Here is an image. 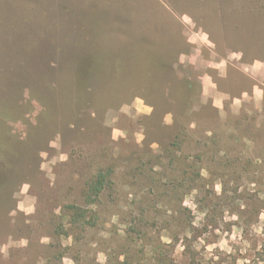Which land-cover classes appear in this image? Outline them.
<instances>
[{"label": "rangeland", "instance_id": "1", "mask_svg": "<svg viewBox=\"0 0 264 264\" xmlns=\"http://www.w3.org/2000/svg\"><path fill=\"white\" fill-rule=\"evenodd\" d=\"M250 3L258 9L264 0L163 3L212 17L215 32L207 37L213 46L201 40L196 46L200 53L208 46L215 58L226 55L233 63L228 81L210 73L234 94L252 89L254 81L264 88V69L247 72L254 81L240 72L256 62L239 64L244 49L248 58L264 63L259 41L251 46L244 31L252 29L245 26ZM147 5L140 0H0V248L10 245L7 257L0 251V264H64L65 259L101 264L100 253L107 258L104 264H119L127 253L131 264H160L155 247L170 240L172 246L162 249L168 256L175 250L179 258L183 243L171 237L190 223L188 237L199 239L197 250L206 259L264 264V231H257L264 229V97L258 100L253 91L238 109L227 101L221 111L199 93L202 70L184 65L165 76L162 61L146 58L162 52L151 51L149 40L129 33L124 23L128 15L147 11ZM254 35L258 40L260 34ZM170 53L174 59L175 51ZM234 53L241 58L230 59ZM170 73L178 85L173 93L162 80ZM180 73L192 78V88ZM187 96L196 111L203 104L201 114L184 116ZM137 98L153 109L151 114L137 112ZM125 106L128 112H122ZM169 114L171 124L165 122ZM114 129L126 135L114 140ZM209 129L215 135L209 136ZM137 134L144 136L141 143ZM178 134L182 149L171 164L167 149ZM58 136L59 149L51 146ZM59 155H67V161L51 165ZM44 163L51 172L41 170ZM101 169H112L114 185L98 206H87L95 225L76 229L67 206L86 208L85 184ZM198 173L204 180L197 179L198 188L190 191L181 179ZM152 178L160 179L156 187ZM25 184L30 186L26 195ZM28 197L36 199L31 215L18 207ZM236 230L240 234L233 241ZM44 237L51 242L41 243ZM22 240L28 241L26 247ZM245 241L250 248L242 252ZM222 242L232 254L219 247Z\"/></svg>", "mask_w": 264, "mask_h": 264}, {"label": "crops", "instance_id": "2", "mask_svg": "<svg viewBox=\"0 0 264 264\" xmlns=\"http://www.w3.org/2000/svg\"><path fill=\"white\" fill-rule=\"evenodd\" d=\"M140 1H146L148 2L147 5V11H139V14L128 15V18L125 19L126 27L128 28L129 33L141 35V38L144 36L146 39H148V43L151 45L150 50L154 52H162L164 63L163 65H169V66H175V67H183L184 65L193 66L195 69L202 70L201 74L197 76L198 84H199V93H201V97L205 99L206 101H210L212 105L214 106L215 100L219 98L220 96H226L227 99L223 100V105L227 103V101H230V104H235V101L239 99L242 101L244 98V93H247L248 95H252L253 88L259 87L262 91H264V88L260 87L259 84L253 79L252 75L247 73L244 68L243 71L240 70V72L253 80L252 83V89L250 88H244L241 89L238 94H234L233 91L230 89H225L220 85V81H228L230 80V72L233 67V63L228 59V57L225 55L222 58H215L212 55V49H210L208 46L205 50V52H199V46H196V44H193L190 42L189 33L190 34H196L199 35L201 32L210 35L213 32H215V26H212L211 23L213 22L212 17L207 13H198L197 11L189 12L182 11L181 9H178V11L175 8H170L166 4H163L170 0H140ZM261 9H264V5H260ZM259 15H255L254 18L259 19L257 21V24L261 26L262 21V14L264 18V13L262 11H258ZM184 16H187L191 18V20L194 22L193 27H189L185 21L183 20ZM246 27H252V17H247L246 15ZM212 26V27H211ZM264 26V25H263ZM249 31V32H248ZM245 29L246 34H250V41L251 46L258 45V41L260 43L259 50L261 52H264V38L262 37V32L260 29V37L257 40L253 29L248 30ZM186 33L188 35H186ZM203 46L206 44L201 41ZM248 39L244 42L245 47L247 44ZM252 43H254L252 45ZM189 46V47H188ZM203 49V47H202ZM172 51H175L174 59L171 58ZM204 51V50H203ZM204 54V55H203ZM248 54V51L244 49L243 56L244 59L239 61L240 65H248L252 64L253 62L259 60L256 58L257 56H254V58H248L246 56ZM141 56V55H139ZM187 56V57H196V62L192 63L190 61H186L185 63H181V57ZM261 59V58H260ZM225 62L226 67L223 69H218L214 67H210L211 64H219L221 62ZM263 61V60H260ZM176 70V69H175ZM181 71V70H180ZM210 71H214L216 73L217 79L220 81H217L210 73ZM166 72V71H165ZM182 76L180 79L190 82L192 78L187 77V74H181ZM264 75V74H263ZM258 76V75H257ZM205 77H209L211 79V84L215 85V88L211 86L205 80ZM168 82L169 84L173 82L171 78H168L165 80V83ZM176 83V80L174 81ZM207 87V96L205 95V88ZM159 89L154 90V92H158ZM163 91V90H162ZM165 92V91H164ZM160 93V91L158 92ZM215 107V106H214ZM216 108V107H215ZM218 109V108H217ZM220 110V109H218Z\"/></svg>", "mask_w": 264, "mask_h": 264}, {"label": "trees", "instance_id": "3", "mask_svg": "<svg viewBox=\"0 0 264 264\" xmlns=\"http://www.w3.org/2000/svg\"><path fill=\"white\" fill-rule=\"evenodd\" d=\"M261 1V0H260ZM245 9H246V13H247V17H252V29L254 34H259L260 29L262 32V36L264 38V18H263V14H262V21H261V26L259 24H257V21L259 19L254 18L255 15H259L258 14V10L262 11L263 10L261 8L256 9V7L254 5H252L250 3V5H245ZM235 28H236V24H235ZM245 31V30H244ZM230 32V31H229ZM232 32V31H231ZM234 33L236 31H233ZM144 57V55H143ZM146 58H151L149 60H152L155 63H159V65L161 64L160 61H162V65L161 67H165L166 69V74H168V72L171 71L175 72V66H169V65H163L164 63V57L163 55H155V57L153 56H146ZM171 73H170V77H171ZM169 75V74H168ZM168 78L164 77V83L165 80H167ZM173 80V79H172ZM186 83L188 84V88H192V82H188L186 81ZM177 83L171 82L170 84L168 82L165 83V89L166 92L168 93H173L174 89L177 87ZM201 95V93H200ZM172 98V96H171ZM174 98V97H173ZM172 98V99H173ZM183 105H186V111L184 112V116L186 117V113L192 115L191 113H197L199 112V114L202 113V108L204 107L203 104L199 107V110H195L194 108L191 107L190 104V97L187 96L186 98L182 99ZM156 109V108H155ZM155 111V110H154ZM171 111L166 110V113H170ZM217 113V111H216ZM218 114V113H217ZM191 130H188V132H190ZM211 132L212 135H215V133H213L212 130H207V133ZM180 134L176 135L174 138V141L171 142V144L169 145V149H167L168 151V156L170 157V163H174L175 158H176V154L178 152H181L182 149V145H181V138H180ZM215 139V137H213ZM218 138V136H217ZM201 157H198V160H200ZM113 171L112 169H108V170H103L101 169L98 173H96L93 177H91L85 184V188L83 191V197H84V202L86 204V208L82 209V208H78L75 205H69L67 206V208L69 210L73 211V221H70L71 226L75 227L76 229H81V230H85L88 227H92L95 225V221H89L92 219V214L88 217L87 216V206L88 205H94L95 207L98 206L100 204V202L102 201V198L104 197V193L106 192V190H108V188L111 189L112 185H114V180H113ZM197 179L203 181L204 178L202 177L201 173L198 174H194V175H188L184 176L181 179V182L185 183V187L190 188L189 190H196L198 188V181ZM175 180H172V182H174ZM152 182L153 184H155V187L157 186V184L160 182L157 181L156 178H152ZM176 182V181H175ZM174 183H171V185H173L174 187ZM176 188H179V186L177 187V185L175 184ZM199 188L202 189V187L199 185ZM186 211H188L187 209H184ZM190 212V211H189ZM188 212V213H189ZM191 214H189L190 216ZM190 229H191V223L188 225H185V229L182 231L184 232L182 233H178L176 232L175 234L172 235L171 240L172 242L175 243H179L182 242L183 243V251L180 254V257H183L184 259L179 260L180 257H176L175 256V250L172 251V253L169 254V251H166L164 249H162L164 246L165 248H170L172 245L170 244H164L163 247L162 245L155 247V249L157 250L155 256H156V261L159 262L160 264H219L218 262H214V259H206V257L204 255H201L198 250H197V244L199 242V239H190L188 236L190 234ZM177 246V245H176ZM165 251V252H164ZM126 259L123 262H120L119 264H131L130 260L128 259L129 254H125ZM208 261V262H207Z\"/></svg>", "mask_w": 264, "mask_h": 264}, {"label": "clouds", "instance_id": "4", "mask_svg": "<svg viewBox=\"0 0 264 264\" xmlns=\"http://www.w3.org/2000/svg\"><path fill=\"white\" fill-rule=\"evenodd\" d=\"M183 19H184L185 22L191 24V20L187 16H184ZM186 35H188V34L186 33ZM189 38H190V42L193 43V44H196L198 40H201L204 43L209 44L210 47L213 46V45H211L209 43L207 35L204 34V33H202V32H201V34L199 36H197L196 34H192ZM241 55L242 54H235L234 53L233 56L230 57V59L231 58L240 59L241 58ZM186 61H190L192 63H195L196 62V57H191L190 58V57H187V56H182L181 57V63H185ZM210 67H214V68H218V69H223V68L226 67V64H225V62L222 61L219 64H211ZM261 69H264V63H261L259 60H257L254 63V65L251 67V69H249L248 66H245V68H244V70L246 72L249 71V70H251L254 73H259ZM204 79L207 80V82L209 84H211V79L209 77H205ZM211 86L213 88H215V85L214 84H211ZM253 91H254V93H255V95H256V97H257L258 100L260 98L264 97V91H262L259 87H254V90ZM207 92H208V90H207V87H206L205 88V95L206 96H207ZM244 98L245 99L248 98V94L247 93H244ZM225 99H227L226 96H220L219 98H217L215 100L214 106L216 108H218V109H221V111H223V103L222 102ZM240 105H241V101L239 99H237L235 101V104H234V109H238L240 107ZM136 106H137V112L138 113L151 114V112L153 111L152 108L146 107L144 105V102L141 99H139V98H137V100H136ZM128 111H129V109H128L127 106H125V107L122 108V112H128ZM115 122H116L115 120L106 121V123H107L108 126H110L111 123H115ZM165 122L167 124H171L172 123L171 114H169V116L166 117V121ZM191 127L192 128H195L196 127L195 123H193L191 125ZM125 135H126L125 133L119 131L118 129H114V131H113V139L114 140H118L120 137L125 136ZM208 135L211 136L212 133L209 132ZM143 140H144V136L141 135V134H137V143H141ZM59 141H60V137L58 136L57 139H56V141L53 142L51 144V146L53 148L59 149V147H60ZM152 148L154 150L155 149H158L159 148V145H157V144L154 143L152 145ZM40 155L45 160L47 159V155H48L47 153H43L42 152ZM67 159H68L67 155H59L58 157H56L55 159H53L50 164L51 165H55L57 163V160L63 162V161H67ZM45 169H47L49 172H51L50 165L48 163H44V164L41 165V170H45ZM202 174L205 175V176L207 175L206 172H204ZM29 188H30V186L28 184H25L23 186V192H24L25 195L28 193ZM216 190H217L218 193L220 192L221 188H220V185L219 184L217 185ZM185 203L187 204V201ZM35 204H36V199L33 198V197H28V200L25 201V202H23V203H21L18 207H19V210L20 211L24 212L25 214L31 215V214H33L35 212V207H34ZM12 215L15 216L16 215V212H13ZM232 219H236V217H232ZM261 219H264V214H262ZM116 220H117V218L114 217L113 218V222H116ZM257 231L258 232H261V231H264V229H258ZM123 234L124 233L122 232L121 235H123ZM239 234H240L239 233V230H236L235 234L232 236V240L233 241H236L237 236ZM50 242L51 241H50V239L48 237H44L41 240V243H44V244H48ZM71 243H72V237H68L67 244L70 245ZM165 243H171V241L170 240H165ZM201 243H203V241H201ZM27 244H28V241L27 240H22L20 242V245L25 246V247L27 246ZM244 244H245V247L242 249V252H246L247 249L250 248V245L247 243V241H245ZM20 245H17V246H20ZM9 246L10 245H6V246H3L2 248H0V251H3L5 257H7V255H8V247ZM215 247H216V245H212L211 247H209L208 248V252L209 253H212V251H213V249ZM219 247L223 251H226L229 254H232L233 253V249L230 248V247H228L227 242H222L219 245ZM178 251H183V249L180 248V249H178ZM257 251H260V248L259 247L257 248ZM99 259L101 261V264H104V262L106 261L107 258L105 257V255L103 253H100L99 254ZM124 259H125L124 256H121L120 257V260L121 261H124ZM216 259H219V257H216ZM64 264H74V262L65 259ZM237 264H251V261L250 260H238L237 261Z\"/></svg>", "mask_w": 264, "mask_h": 264}]
</instances>
